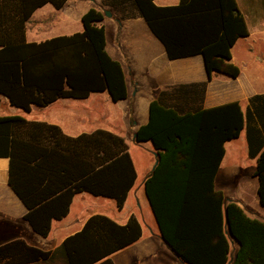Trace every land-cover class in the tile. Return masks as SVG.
I'll return each mask as SVG.
<instances>
[{"label": "trees", "instance_id": "obj_1", "mask_svg": "<svg viewBox=\"0 0 264 264\" xmlns=\"http://www.w3.org/2000/svg\"><path fill=\"white\" fill-rule=\"evenodd\" d=\"M68 0H0V95L10 106L30 111L59 98H87L107 91L114 102L126 100L124 71L106 51L103 13L92 8L82 17L83 31L39 43L26 39L33 13ZM170 59L202 55L210 77L237 78L231 49L249 32L236 0H181L159 7L134 0ZM245 118L233 102L180 115L154 101L150 120L136 132L151 143L158 164L145 190L159 233L180 264H264V221L215 190V177L227 142L240 136ZM0 157L10 161L9 184L27 207L25 220L47 237L54 220L68 216L81 193L116 201L121 210L137 172L124 137L107 130L70 137L54 124L20 115L0 116ZM255 175L264 208V150ZM135 216L119 225L102 215L63 243L68 264L109 263L107 258L142 237ZM238 247L233 251L232 243ZM52 251L17 239L0 245V264L46 262Z\"/></svg>", "mask_w": 264, "mask_h": 264}, {"label": "crops", "instance_id": "obj_2", "mask_svg": "<svg viewBox=\"0 0 264 264\" xmlns=\"http://www.w3.org/2000/svg\"><path fill=\"white\" fill-rule=\"evenodd\" d=\"M180 2L154 0L159 7L177 6ZM236 2L249 32L231 49V62L240 69L237 78L216 73L210 77L202 55L170 59L134 0H68L61 9L46 4L33 13L26 32L30 43L82 32V17L90 9L103 13L106 51L122 66L128 97L114 102L107 91L93 92L84 99L59 98L48 107L32 106L25 111L27 116H20L57 125L70 137L100 129L124 137L137 180L121 210L113 199L88 193L76 195L68 216L54 220L50 234L42 237L25 220L28 209L9 184L10 161L0 157V245L22 239L30 246L52 251L50 260L34 264H68L63 243L80 232L90 217L102 215L125 225L135 216L142 225V237L107 260L111 264H180L161 238L145 190L146 178L156 162L152 144L135 140L138 129L150 120L154 101L180 115L240 103L244 129L225 145L215 190L226 202L234 201L248 215L264 221L255 175L257 159L264 150V0ZM108 11L112 13L110 17L105 15ZM0 98L9 103L5 96ZM231 245L233 251L238 247L235 242Z\"/></svg>", "mask_w": 264, "mask_h": 264}, {"label": "rangeland", "instance_id": "obj_3", "mask_svg": "<svg viewBox=\"0 0 264 264\" xmlns=\"http://www.w3.org/2000/svg\"><path fill=\"white\" fill-rule=\"evenodd\" d=\"M108 13H110L112 15V13L110 11H108ZM106 15V13H105ZM107 17H110L108 15H106ZM26 115V112L21 110V109H18V108H15V107H12L10 106L9 103H6L5 101L2 102L1 106H0V115L1 116H10V115ZM27 116V115H26ZM136 149V148H134ZM138 150V149H137ZM136 151V150H135ZM139 151V150H138ZM140 152V151H139Z\"/></svg>", "mask_w": 264, "mask_h": 264}, {"label": "water", "instance_id": "obj_4", "mask_svg": "<svg viewBox=\"0 0 264 264\" xmlns=\"http://www.w3.org/2000/svg\"><path fill=\"white\" fill-rule=\"evenodd\" d=\"M106 15L111 16V14L108 13V12H106ZM1 103H2V100H1V98H0V106H1ZM135 137H136V135H135ZM153 154H154V156H155L156 158H158V154H157L156 152H154ZM157 164H158V159H156V162H155V165H154V167H153V170L156 168ZM161 238H162V237H161ZM162 240L165 242L164 238H162ZM165 243H166V242H165ZM166 244H167V243H166Z\"/></svg>", "mask_w": 264, "mask_h": 264}]
</instances>
